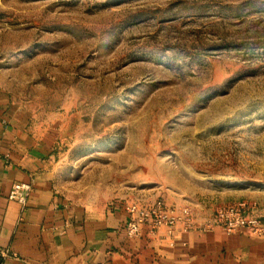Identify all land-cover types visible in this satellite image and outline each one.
I'll return each mask as SVG.
<instances>
[{
  "label": "rangeland",
  "instance_id": "obj_1",
  "mask_svg": "<svg viewBox=\"0 0 264 264\" xmlns=\"http://www.w3.org/2000/svg\"><path fill=\"white\" fill-rule=\"evenodd\" d=\"M0 96L74 200L264 215V0H0Z\"/></svg>",
  "mask_w": 264,
  "mask_h": 264
},
{
  "label": "crops",
  "instance_id": "obj_2",
  "mask_svg": "<svg viewBox=\"0 0 264 264\" xmlns=\"http://www.w3.org/2000/svg\"><path fill=\"white\" fill-rule=\"evenodd\" d=\"M0 96V264H264V238L243 229L203 227L172 238L123 231L121 206L87 204L56 184L51 146L8 117ZM14 182H30L24 206L7 197Z\"/></svg>",
  "mask_w": 264,
  "mask_h": 264
},
{
  "label": "built area",
  "instance_id": "obj_3",
  "mask_svg": "<svg viewBox=\"0 0 264 264\" xmlns=\"http://www.w3.org/2000/svg\"><path fill=\"white\" fill-rule=\"evenodd\" d=\"M30 182H14L7 197L24 206L30 195ZM250 203L241 201L220 207L212 212L203 227L219 226L228 232L246 230L250 235L264 238V215H253L249 211ZM127 217L123 225L124 233L135 238L143 233L156 234L161 228L163 236L172 238L177 233H185L192 229L197 221L191 206L169 205L163 199L139 203L131 201L124 206ZM13 255L8 250L0 248V256ZM97 264H105L99 262Z\"/></svg>",
  "mask_w": 264,
  "mask_h": 264
}]
</instances>
